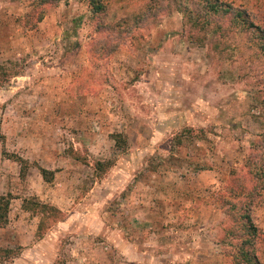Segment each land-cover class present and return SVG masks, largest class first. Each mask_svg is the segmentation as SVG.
<instances>
[{
    "label": "rangeland",
    "instance_id": "374dc122",
    "mask_svg": "<svg viewBox=\"0 0 264 264\" xmlns=\"http://www.w3.org/2000/svg\"><path fill=\"white\" fill-rule=\"evenodd\" d=\"M31 1L0 0V68L18 71L0 82V195L12 196L0 247L16 253L4 264H233L221 208L262 132L237 64L191 43L181 13L147 11L152 0H106L100 18L63 1L25 32ZM224 1L264 28V0ZM98 22L123 25L119 37ZM3 151L29 163L25 178ZM250 183L264 264V182ZM26 199L62 212L42 238Z\"/></svg>",
    "mask_w": 264,
    "mask_h": 264
},
{
    "label": "trees",
    "instance_id": "16d2710c",
    "mask_svg": "<svg viewBox=\"0 0 264 264\" xmlns=\"http://www.w3.org/2000/svg\"><path fill=\"white\" fill-rule=\"evenodd\" d=\"M63 1L67 0H32L30 4L32 10L25 17L18 18L24 31L36 30L38 24L44 19L48 7L56 6ZM87 1L93 17H102L107 8L106 0ZM151 2L147 11L155 9L157 13H160L165 11L163 10L165 7L183 15L187 39L191 43H197L199 46L209 43L207 45L209 50L213 48L216 53L229 59L232 64H237L239 81L249 83L251 90L253 89L255 101L262 107L260 115L252 116L255 121H260L262 126V132L258 135L261 144L253 143L252 148L255 153L262 152L261 158L257 159L253 153V158L250 157L245 162L247 173L243 176L239 175L236 168L230 170V180L224 195H228L229 198L228 200L223 198L226 201L221 209H224L227 223L230 221L223 238V245L230 248L226 256L230 257L233 264H263L258 255V244L262 241L261 232L251 215L250 195L256 188L250 189L252 188L250 182H264V28L254 22L248 11L238 9L224 0H152ZM152 16L156 18L157 14ZM148 18L150 17L147 14L140 15L138 21L143 22ZM21 23L18 25L21 26ZM97 28L99 31L112 32L111 35L119 37L123 25L107 26L98 22ZM13 71L5 67L0 68V82L18 75L15 67ZM3 155L21 165V177L25 178L29 163L6 151H3ZM74 156L79 159L76 153ZM97 168L103 171L104 164L98 162ZM40 173L44 181H52L53 172L40 168ZM11 201V195H0V229L5 228L9 223ZM22 207L25 211L42 217L38 227L40 238L44 235L50 220L55 221L62 217L61 210L36 199L24 200ZM15 254L12 249L0 247V264L8 262Z\"/></svg>",
    "mask_w": 264,
    "mask_h": 264
},
{
    "label": "crops",
    "instance_id": "0c3cea01",
    "mask_svg": "<svg viewBox=\"0 0 264 264\" xmlns=\"http://www.w3.org/2000/svg\"><path fill=\"white\" fill-rule=\"evenodd\" d=\"M54 195H56V196H55L56 199H55V202H54V203H57L59 209L63 210V209H62V206H63V205L59 202V199H58L59 195H58V194H54ZM60 197H61V196H60ZM63 197H65V198L67 197V196H66V193H63ZM63 211H64V210H63ZM67 211H68V210H67ZM10 219H11V218H10ZM15 225H16V224H15ZM9 226H12V219L10 220V223H9L8 227H9ZM0 230H7V229L3 228V229H0ZM3 264H4V263H3Z\"/></svg>",
    "mask_w": 264,
    "mask_h": 264
}]
</instances>
